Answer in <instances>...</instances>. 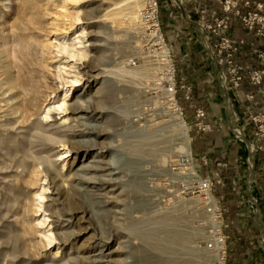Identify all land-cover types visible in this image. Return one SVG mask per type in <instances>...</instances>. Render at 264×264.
<instances>
[{"label": "rangeland", "instance_id": "rangeland-1", "mask_svg": "<svg viewBox=\"0 0 264 264\" xmlns=\"http://www.w3.org/2000/svg\"><path fill=\"white\" fill-rule=\"evenodd\" d=\"M135 1L0 0V264H224L207 247L210 216L178 172L184 131L201 173L197 132L215 146L228 250L232 234L241 240L225 263L264 264V109L248 118L242 107L245 78L264 91L249 78L264 74V35L241 18L255 8L157 0L166 45L158 28L146 34L152 1L134 12ZM215 17L229 18L221 36L245 40L234 56L246 68L239 87L204 28ZM166 59L178 84L193 78L196 97L167 93ZM197 107L206 132L192 126Z\"/></svg>", "mask_w": 264, "mask_h": 264}, {"label": "built area", "instance_id": "built-area-1", "mask_svg": "<svg viewBox=\"0 0 264 264\" xmlns=\"http://www.w3.org/2000/svg\"><path fill=\"white\" fill-rule=\"evenodd\" d=\"M152 3L143 10V19L147 24H152V28L147 26L145 28L146 34L152 32L153 28H158L159 32L162 34L161 25L159 20V10L157 0H151ZM224 3V8L227 11L235 10L239 4L244 6H254L255 11H249L246 14L241 15L240 10L237 9L236 13L241 15V18L244 22V25L247 29L256 32L258 35H264V16L258 14V10H264L263 2H252L251 0H220ZM204 28L209 30L216 37V50L219 56H221V62L228 64V73L231 76V81L236 87H239L244 78V73L246 68L237 63L234 60V56L240 52V50L245 45V40L242 38H229L223 37L220 34L222 31H225L229 28V18L228 17H215L212 22L204 24ZM203 30V28H202ZM147 31L149 33H147ZM163 36V34H162ZM149 44L154 46H160L157 43H151L150 39L147 40ZM163 40L165 42L164 36ZM220 43V44H219ZM166 44V42H165ZM167 45V44H166ZM262 64L264 65V52L258 54ZM249 78L253 85L262 86L264 82V74L261 70H251L249 71ZM185 92V99L191 100L193 97V85L188 83L186 80L182 79L178 84L175 77L173 80L168 82L166 86V91L176 100V95L179 90ZM252 98V96H249ZM177 103V101H176ZM181 115L183 111L181 106L177 105ZM260 123V129L264 131V115L261 118H257ZM185 125L187 122L184 120ZM195 126L199 131H208L210 130V124L207 122V112L204 108L197 107L195 109L194 121L192 126ZM203 165L208 163L206 157L200 158ZM199 158H195L193 152L190 154L183 153L177 158L176 164L178 165V172L185 173L187 172L186 185L192 189V192L197 193L198 199H200L206 209V212L209 214L212 225V232L207 247L210 250L218 253L222 258L224 264H226L227 253H228V235L225 232L226 227V218L222 205V197L215 193V187L218 184L224 182L222 177L214 176L211 174L201 173L200 167L196 166V162ZM222 165L221 163H218ZM182 169V170H180ZM185 175V174H184Z\"/></svg>", "mask_w": 264, "mask_h": 264}, {"label": "crops", "instance_id": "crops-1", "mask_svg": "<svg viewBox=\"0 0 264 264\" xmlns=\"http://www.w3.org/2000/svg\"><path fill=\"white\" fill-rule=\"evenodd\" d=\"M252 91H244L242 94H243V98H244V102H243V116L244 117H248L249 118V112L251 111L250 109H253V112L256 111L257 109H264V91H260V89H257L255 87L252 86ZM243 91V90H242ZM241 91V92H242ZM246 93H251L254 95V99L253 100H246ZM187 116V115H185ZM188 117V116H187ZM207 141V135L206 133H200V132H197V136H196V145H197V148L196 150L197 151H200V154H206L208 156V163L205 165V170L203 173L204 174H211V175H219L217 174L216 172L213 171L212 168L216 167L215 164H216V161L213 154H212V151L214 150L213 148L215 146H212V145H209V142H206ZM202 157H205L204 155ZM200 157V158H202ZM261 169L263 171V174H264V153L262 155V158H261ZM221 187L222 185L218 186L217 188L221 190ZM223 197V195H220ZM264 198V197H263ZM259 207H260V210L262 212L263 210V213H264V200L261 202V204L259 203ZM262 213V214H263ZM229 218L227 217V213H226V220H228ZM255 228V226H254ZM256 229V228H255ZM257 230V229H256ZM226 234H229V232H227V229L225 230ZM261 236L263 237V240H264V235L261 234ZM240 236L238 237L237 234H232V238L230 236V242H232V244L230 245V248L228 250V255L230 254V258L231 257V254L236 251H240V244H241V240L239 239ZM250 244L253 246L254 245V237L252 236L250 239ZM264 242V241H263ZM254 247V246H253ZM248 257H251V255H249ZM238 258H236L237 260Z\"/></svg>", "mask_w": 264, "mask_h": 264}, {"label": "bare ground", "instance_id": "bare-ground-1", "mask_svg": "<svg viewBox=\"0 0 264 264\" xmlns=\"http://www.w3.org/2000/svg\"><path fill=\"white\" fill-rule=\"evenodd\" d=\"M132 1V0H131ZM140 4H141V1L140 0H136L135 1V6L133 7L134 8V12L136 11V9L137 8H139L140 7ZM132 5V4H131ZM129 7H130V5H128ZM141 8V7H140ZM139 8V9H140ZM138 10V9H137ZM133 12V13H134ZM140 13V15H141V11L139 12ZM128 14V13H127ZM136 15H137V13H136ZM135 15V16H136ZM142 16H143V14H142ZM146 23V25L147 26H149V27H151L152 28V24H147V22H145ZM154 29L155 28H153L152 29V32H151V34L153 33V31H154ZM156 33V36H157V38H158V40L160 41V42H163L164 40H162V34L158 31V30H156L155 31ZM157 42V41H156ZM157 43H159V42H157ZM164 44V43H163ZM65 46H66V44H65ZM66 50H68V47L66 46V47H64ZM75 56V55H74ZM167 61V63H168V66L170 67V76H169V78L171 79V80H173L172 79V70H171V65H169V60L168 59H166ZM215 65L219 68V64H218V62L217 61H215ZM9 68V67H8ZM93 68V67H92ZM221 71V70H220ZM39 72V71H38ZM222 72V74H224L225 75V73H224V71H221ZM89 78H93V75L92 74H90L89 73ZM89 80V79H88ZM78 82V81H77ZM8 84V83H7ZM30 88L32 89V91H33V94H34V96L35 97H38V93H39V84L38 83H31L30 84ZM20 88V87H19ZM67 93V92H66ZM65 93V94H66ZM68 94V93H67ZM66 98V97H65ZM80 108V107H79ZM176 117H177V122H178V124L177 125H179V126H182V127H185V123H184V121H183V119L181 118V114L180 113H176ZM239 134V133H238ZM184 137H185V152L187 153V154H190L191 153V149H190V139H189V135H188V133H187V131H184ZM94 157V156H93ZM96 187V186H95ZM224 263V262H223Z\"/></svg>", "mask_w": 264, "mask_h": 264}, {"label": "trees", "instance_id": "trees-1", "mask_svg": "<svg viewBox=\"0 0 264 264\" xmlns=\"http://www.w3.org/2000/svg\"><path fill=\"white\" fill-rule=\"evenodd\" d=\"M250 33H251V32H250ZM252 34H253V36H255L254 32H252ZM196 63H197V62H196ZM198 64H200V63H198ZM199 75H200V74H199ZM189 78H190L189 82H191V83L193 84V82H192L193 78H191V76H189ZM194 78L196 79V76H195ZM242 90H244V91H252V90H253L248 78H245V80L243 81ZM198 91H199V89L197 88V85L194 84L193 95H194L195 97H196V95L198 94ZM179 92H180V90H179ZM263 153H264V152H262V153L260 154L261 156L259 155L261 158H262ZM223 175L225 176L226 173H223ZM215 193H216L217 195H219V196L221 195V191H220L219 189H217V188H216V190H215ZM225 207H226V206H225ZM225 211H226V209H225ZM227 217H228V214H227ZM227 263H228V260H227Z\"/></svg>", "mask_w": 264, "mask_h": 264}]
</instances>
